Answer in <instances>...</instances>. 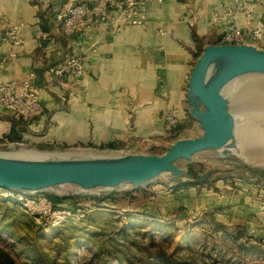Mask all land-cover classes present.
<instances>
[{"label":"rangeland","instance_id":"1","mask_svg":"<svg viewBox=\"0 0 264 264\" xmlns=\"http://www.w3.org/2000/svg\"><path fill=\"white\" fill-rule=\"evenodd\" d=\"M244 79L226 95L235 116L251 109L247 130H263L264 120L253 116L264 108V79L258 89ZM201 133L184 127L172 140ZM257 143L247 145V158L236 148L233 154L204 151L181 160L184 174L174 183L165 175L140 187L44 191L53 203L48 215L0 191V264H264V164H257L264 144Z\"/></svg>","mask_w":264,"mask_h":264},{"label":"crops","instance_id":"2","mask_svg":"<svg viewBox=\"0 0 264 264\" xmlns=\"http://www.w3.org/2000/svg\"><path fill=\"white\" fill-rule=\"evenodd\" d=\"M144 1L146 28L112 34L102 24L67 41L54 22L63 0H0V84L33 73L43 107L27 121L0 108V142L151 155L167 148L181 128L197 129L187 116L186 84L200 48L218 42L211 12L229 0ZM257 1L256 17L264 20V0ZM238 22L244 25L241 16ZM15 24H22L17 46L5 39ZM66 54L84 62L79 86L48 73ZM168 112L178 117L179 130L167 127Z\"/></svg>","mask_w":264,"mask_h":264},{"label":"water","instance_id":"3","mask_svg":"<svg viewBox=\"0 0 264 264\" xmlns=\"http://www.w3.org/2000/svg\"><path fill=\"white\" fill-rule=\"evenodd\" d=\"M250 76L264 77V50L250 45H206L186 84L187 111L202 131L200 136L175 140L161 155L87 150H82L87 155H75L73 149L0 145V190L39 193L74 186L90 192L140 187L165 175L171 183L177 182L184 174L179 161L199 152L236 149V120L224 91ZM20 147L34 153L15 151Z\"/></svg>","mask_w":264,"mask_h":264},{"label":"built area","instance_id":"4","mask_svg":"<svg viewBox=\"0 0 264 264\" xmlns=\"http://www.w3.org/2000/svg\"><path fill=\"white\" fill-rule=\"evenodd\" d=\"M257 0H229L217 10L211 12L209 23L219 27V45H251L264 47V20L256 17ZM244 25L240 26L239 17ZM54 22L67 41L76 36L87 34L97 25L108 24L109 32L120 33L126 27L146 28V2L144 0H63L61 7L54 13ZM22 24L9 26L5 39L13 46L21 43L19 32ZM42 34V38H46ZM10 59L15 61L14 55ZM48 73L53 77H67L75 86H79L85 74L82 58L66 54L63 61L50 68ZM33 73L27 80L9 81L0 84V108L13 115L15 119L27 121L40 116L43 107L37 88L32 84ZM164 121L171 130L179 126L178 117L168 112ZM5 196L15 195L24 206L36 210L39 214L48 215L53 203L42 192L12 193L5 190Z\"/></svg>","mask_w":264,"mask_h":264},{"label":"bare ground","instance_id":"5","mask_svg":"<svg viewBox=\"0 0 264 264\" xmlns=\"http://www.w3.org/2000/svg\"><path fill=\"white\" fill-rule=\"evenodd\" d=\"M251 46V45H250ZM253 47H255V46H253ZM257 48V47H256ZM258 49H260V48H258ZM261 50H263V49H261ZM245 78H247V79H244V80H246V82H247V84L249 85V86H251L252 88H257V87H259L258 86V84L260 83L259 81L261 80V79H264V77H261V76H250V77H245ZM240 80V79H239ZM244 80H242V81H240V83H243V82H245ZM236 82V81H235ZM264 82V81H263ZM234 83V82H233ZM262 83V82H261ZM260 83V84H261ZM228 89V88H227ZM226 89V90H227ZM258 89V88H257ZM226 90L224 91V95L226 96V98L229 100V98H228V96L226 95ZM239 92V91H238ZM254 92V91H253ZM258 92V91H257ZM263 92V91H262ZM264 93V92H263ZM262 93V95L264 96V94ZM238 94V93H237ZM254 95V94H253ZM262 95H261V97H262ZM230 96V95H229ZM240 96V95H239ZM258 98H256V100L255 101H257V100H259V96H257ZM260 100H262V99H260ZM260 102V101H259ZM229 103H230V110L232 111V108H231V102H230V100H229ZM262 106H264V105H262ZM260 108V107H259ZM262 109H264L263 107H261ZM260 108V109H261ZM257 110V112H255V116H253L254 118L256 117V118H259V119H262V121L264 120V110ZM251 110V109H250ZM249 110V111H250ZM248 110L247 111H242V112H239L238 114H236V116H235V114L233 113V111H232V113H233V115H234V117H235V120H236V117H238V118H240L241 120H240V122L239 123H237L236 122V126H235V136H236V140H237V144H236V148H237V150L239 151V153L242 155V156H244V157H246L247 158V156H246V151H247V154H248V149H247V145L249 144V143H257V145L259 144V143H262V144H264V129L263 130H256V131H252V130H247L246 129V121H245V117L248 115V114H250V113H252V112H249ZM252 118V117H251ZM253 119V118H252ZM256 119H254L253 121H255ZM261 122V121H260ZM248 127V126H247ZM249 129V128H248ZM257 129H259V128H257ZM238 141H240V144H238ZM261 145V144H260ZM235 149H232V150H227V149H224V150H220L219 152L221 153V154H233L235 151H234ZM15 151H18V153H23V154H31L34 150H27V149H25V148H23V147H20V149L19 150H15ZM76 153H74L75 155H81V154H85V155H87L88 154V152L87 153H85L84 151H82V150H77V151H75ZM34 153V152H33ZM91 154V153H90ZM95 155V154H94ZM251 159V158H250ZM257 164H264V157H263V159L262 160H259V162L257 163Z\"/></svg>","mask_w":264,"mask_h":264},{"label":"trees","instance_id":"6","mask_svg":"<svg viewBox=\"0 0 264 264\" xmlns=\"http://www.w3.org/2000/svg\"><path fill=\"white\" fill-rule=\"evenodd\" d=\"M192 35H193V34H192ZM194 38H195V36H194ZM214 44H216V42L213 43L212 45H214ZM200 52H201V48H200V50H199V54H200ZM55 201H56V200H53L54 204H55Z\"/></svg>","mask_w":264,"mask_h":264}]
</instances>
